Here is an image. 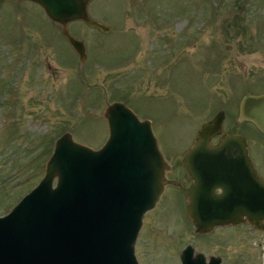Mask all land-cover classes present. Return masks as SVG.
Masks as SVG:
<instances>
[{
	"label": "rangeland",
	"instance_id": "obj_1",
	"mask_svg": "<svg viewBox=\"0 0 264 264\" xmlns=\"http://www.w3.org/2000/svg\"><path fill=\"white\" fill-rule=\"evenodd\" d=\"M87 11L109 30L68 23L84 43L81 61L41 7L0 0V216L44 177L64 132L93 149L105 143L114 101L151 122L174 163L201 124L223 111V131L248 139L264 179V134L234 123L242 97L264 92V0H88ZM168 191L143 218L138 264H178L187 242L193 255L220 256L221 264H264V230L194 235L185 199Z\"/></svg>",
	"mask_w": 264,
	"mask_h": 264
},
{
	"label": "water",
	"instance_id": "obj_2",
	"mask_svg": "<svg viewBox=\"0 0 264 264\" xmlns=\"http://www.w3.org/2000/svg\"><path fill=\"white\" fill-rule=\"evenodd\" d=\"M23 1V0H19ZM38 4L59 24L62 34L86 59L84 43L67 25L93 20L88 0H26ZM202 124L183 157L194 183L183 188L190 200L189 217L198 233L216 226L264 223V180L248 156L246 140L221 135L223 111ZM109 135L98 149L63 133L55 142L44 177L0 216V264H138L135 243L146 212L153 209L165 186V160L148 119L140 120L120 101L107 106ZM250 121L264 133V92L243 96L238 121ZM56 179L55 187H53ZM181 264L205 262L193 249L182 251Z\"/></svg>",
	"mask_w": 264,
	"mask_h": 264
},
{
	"label": "flooded vegetation",
	"instance_id": "obj_3",
	"mask_svg": "<svg viewBox=\"0 0 264 264\" xmlns=\"http://www.w3.org/2000/svg\"><path fill=\"white\" fill-rule=\"evenodd\" d=\"M217 113L216 114H213L207 121H204L203 123L211 121L214 117H216L218 115ZM222 115H223V122H222V126H221V135H218V136L212 138V140L210 141V144H215L221 138L222 134H229V135L237 134V133L224 132L223 131V126H224V123H225V118L227 116H226L225 113L222 114ZM237 118H239V114H238ZM237 118L235 119L234 123L236 121L239 122L237 120ZM240 122H249V121L244 120V121H240ZM202 124H201V126H202ZM238 135H241V134H238ZM245 140H246V147H247V151H248V156H249V158L251 160V163H252L253 167L255 168V170L258 173V166L255 164V157H256V155L252 151V149H251L252 147H251V144L248 141V139L245 138ZM164 160H165V169L164 170H165V179L166 180H165V186H164V191L163 192H167L168 190L169 191H172L173 190V192H175L178 195H181L185 199V212H186L187 218L189 220L190 228H191L192 233L194 235H198V236L205 237V235H207L208 233L212 232L216 228H228V229H231V228L237 227L239 225H249V226L253 227L256 230H261V231L264 230V223H262V228L258 229L256 227H254L253 225H251L250 223L244 222V223H240V224H229L227 226H216V227L212 228L210 231H208L206 233H198V232H196V229L194 228V226L192 224V220L189 217V204H190V200H189V197H188L186 191L183 189V188H187L191 184H193L194 183V180L190 176V174L187 172V170L185 168V165H184V162H183V159L182 160H178L175 163H174V161H170L169 159H165V157H164ZM208 243H209V240H208ZM188 246L191 247L193 249V253H195L194 246L191 243L187 242L183 246V248L179 251V253H178V264L181 263L180 261H181L182 251L185 248H187ZM197 254H202L203 258L205 259V262H210L211 259H216L218 261V264H221L222 263L221 262L222 260H221L220 256L209 255L207 257L208 258L207 259L206 256L202 252L201 253H196V254H194V256H196Z\"/></svg>",
	"mask_w": 264,
	"mask_h": 264
},
{
	"label": "bare ground",
	"instance_id": "obj_4",
	"mask_svg": "<svg viewBox=\"0 0 264 264\" xmlns=\"http://www.w3.org/2000/svg\"><path fill=\"white\" fill-rule=\"evenodd\" d=\"M144 218V217H143ZM143 224V223H142Z\"/></svg>",
	"mask_w": 264,
	"mask_h": 264
}]
</instances>
